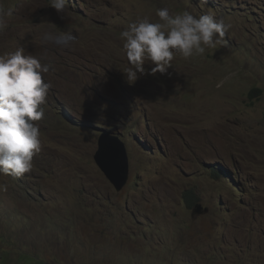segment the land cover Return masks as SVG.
I'll list each match as a JSON object with an SVG mask.
<instances>
[{
  "label": "rangeland",
  "instance_id": "obj_1",
  "mask_svg": "<svg viewBox=\"0 0 264 264\" xmlns=\"http://www.w3.org/2000/svg\"><path fill=\"white\" fill-rule=\"evenodd\" d=\"M48 5L0 0V55L51 65L41 151L22 177L0 174V264H264V0ZM159 8L223 19L226 43L129 85L120 33ZM100 128L125 143L121 191L95 164Z\"/></svg>",
  "mask_w": 264,
  "mask_h": 264
},
{
  "label": "clouds",
  "instance_id": "obj_2",
  "mask_svg": "<svg viewBox=\"0 0 264 264\" xmlns=\"http://www.w3.org/2000/svg\"><path fill=\"white\" fill-rule=\"evenodd\" d=\"M67 5L68 0H49L48 6L61 14ZM12 15V9L0 6V32L7 28L8 18ZM156 16L158 22H150L148 17L138 18L120 33L128 61L123 73L129 85L145 74L166 73L177 54L187 60L203 56L206 48L226 43L224 37L231 27L223 19L217 20L208 14L196 17L186 10L173 15L168 8H159ZM41 42L66 48L70 46L71 38L62 32H45ZM146 63L153 65L150 71L145 69ZM50 68L51 65L25 54L24 47L0 55V174L19 178L33 168V157L42 147L36 122L45 116L43 105L50 88L43 75ZM103 129L100 128V134ZM0 190L6 188L0 185ZM184 199L189 206L196 201L189 192Z\"/></svg>",
  "mask_w": 264,
  "mask_h": 264
},
{
  "label": "water",
  "instance_id": "obj_3",
  "mask_svg": "<svg viewBox=\"0 0 264 264\" xmlns=\"http://www.w3.org/2000/svg\"><path fill=\"white\" fill-rule=\"evenodd\" d=\"M98 137L94 160L116 191H121L128 180V155L119 135L103 129ZM200 214V209L194 211Z\"/></svg>",
  "mask_w": 264,
  "mask_h": 264
},
{
  "label": "bare ground",
  "instance_id": "obj_4",
  "mask_svg": "<svg viewBox=\"0 0 264 264\" xmlns=\"http://www.w3.org/2000/svg\"><path fill=\"white\" fill-rule=\"evenodd\" d=\"M98 142V141H97ZM93 158H94V156H93Z\"/></svg>",
  "mask_w": 264,
  "mask_h": 264
}]
</instances>
